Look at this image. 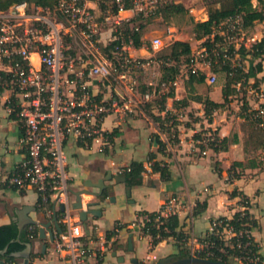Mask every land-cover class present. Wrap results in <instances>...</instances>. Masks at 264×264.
<instances>
[{
  "label": "built area",
  "instance_id": "1",
  "mask_svg": "<svg viewBox=\"0 0 264 264\" xmlns=\"http://www.w3.org/2000/svg\"><path fill=\"white\" fill-rule=\"evenodd\" d=\"M93 2L97 3L98 12L92 6ZM127 3L129 7H126ZM159 3L160 0H56L53 6H41L22 1L0 10V91L9 92L13 98L12 106L20 127L19 141L25 154L10 174L0 176V185L36 192L37 208L45 219L27 226L29 242L38 237L43 223L50 222L53 240H49L47 228H44L46 251L68 264H99L112 239L105 235H86L78 210L72 206L65 152L67 142L74 140L103 152L111 145V131L105 126L107 117H124L141 101L148 102L177 88L183 74L180 70L173 80H160L159 89L155 87L143 92L137 89L138 80L130 76V72L145 69L153 61L160 66L173 64L168 57L155 58L164 47L159 37L143 45L151 52L150 57L131 55L129 49L135 48L132 35L121 30V26L132 18L153 15ZM102 28L109 31L108 43L119 40L110 50L111 55H105L100 49ZM135 29L138 30V26ZM246 31L241 15L223 19L210 35L211 38L219 35L222 41H218L211 51L203 47L196 55L189 56L183 62L185 75L203 72L204 66L210 68L213 60L221 56L231 62L235 59L233 66L239 65L243 59L238 50L242 47L251 50L257 42L254 35L246 36ZM77 38L87 49L85 57L74 53V45L79 43ZM230 47L233 48L231 52ZM93 52L98 54L95 60L89 55ZM243 69L247 71L245 67ZM113 72L117 82H122L132 95L140 96L137 100L120 94L100 96L90 90L89 80L106 84ZM205 75V80L213 83L215 76ZM233 86L236 91L245 89L250 93L255 102L250 110L251 117L264 128V92L250 81L245 87L241 82ZM163 115L165 122H173V111L165 109ZM219 141L214 130L206 129L193 135L190 147L205 155ZM126 171H129L128 166L117 168L118 174ZM181 205L175 196L165 199L152 224L162 217L177 216ZM61 206L63 210H60ZM245 210L244 205L242 214ZM54 212L61 232L52 221ZM146 222L151 223V220L144 216L140 222L142 230ZM120 229L121 224L117 223L114 234ZM242 236L247 239L244 243L240 240ZM211 237H218L223 245L216 247ZM233 238L243 255L230 256L232 260H257L247 250L253 238L251 229L235 231L219 218L213 219L208 230L195 241L190 255L202 254L201 257L212 259L216 251L226 254L224 245Z\"/></svg>",
  "mask_w": 264,
  "mask_h": 264
},
{
  "label": "crops",
  "instance_id": "2",
  "mask_svg": "<svg viewBox=\"0 0 264 264\" xmlns=\"http://www.w3.org/2000/svg\"><path fill=\"white\" fill-rule=\"evenodd\" d=\"M92 6L96 12L99 11L96 2H93ZM247 31L259 41L264 38V21H255ZM108 36L109 31L102 28V46L108 44ZM129 52L139 58H148L151 55L144 46L130 48ZM243 60L247 63L246 70L250 72L249 81H257L264 92V53L259 58L248 54ZM258 62L261 64L259 71L256 70ZM186 77L187 75L183 79ZM183 79H180L177 88L172 90L173 95L166 97L170 102L166 104L165 109L173 111L175 121L171 124L164 122L165 129H160L158 122L150 119L139 105H134L132 112L139 111L141 115H137L138 112H130L121 118L112 115L105 119V126L111 131V145L103 152H98L95 147L80 145L74 140H69L66 144L70 192L84 188L86 179L95 181L101 178L106 170L110 169L113 174H118L117 168L126 167L133 161L142 162L145 168L141 184L129 185V197L126 196L123 184L115 185L114 180L106 182L110 188L105 191V198L95 207L102 210V214L87 220V228L93 235L107 236L113 232L110 236L112 242L103 253L99 264H132L130 259L133 257L142 264H151L171 254L189 252L190 255L191 252L185 249L191 240L195 245V241L208 230L213 219H230L236 212L241 211L244 208V198L246 210L255 221L251 235L259 247V253L264 255V166L252 155L253 152L259 154L263 150L259 144L253 145L250 140L246 143L245 118L231 99L215 109L210 120L204 115L203 105L199 102L188 100L200 108L194 113L195 118L189 113V104H183L182 107L175 105L184 98L185 92H178ZM88 85L94 94L100 96L120 94L126 97L135 96L136 99L140 97L138 94L132 95L126 86L117 88L112 83L101 84L96 79L89 80ZM181 87L184 90V86ZM219 94L220 97L217 96V91L209 92L208 98L222 103V88L219 89ZM12 101L9 92L0 91V176L10 174L16 164L25 158L19 141L20 127ZM156 114L164 118L163 111ZM169 129L173 130L174 138L170 137ZM206 129H213L220 139L227 138L226 149L217 152L209 150L207 154L201 155L190 147L193 135ZM232 133L236 142L229 140ZM157 139L163 142L161 151L158 150ZM155 161L166 167L167 179H162L160 172L152 169L151 164ZM236 161L242 162L243 166H233ZM112 194L116 196V203L109 200ZM83 196L81 195L83 204L96 200L92 197L85 199ZM172 196L182 203L177 215L179 226L176 229L181 238L171 236L153 245L152 236L144 234L140 226L143 213L157 212L162 202ZM71 199L74 202L72 194ZM37 200L38 196L32 189L16 190L0 185V225L14 222L16 210L24 205L33 207L34 210H30L28 215L42 223L45 218L37 208ZM104 221L108 222L109 227L103 230L101 226ZM117 223L121 224V229L114 234ZM129 239L132 241L131 250ZM31 243L29 264H68L47 251L42 254V244L46 243L44 240L37 237ZM119 257H123V260L120 261ZM2 260L6 262L0 256V261ZM21 261L16 259L15 262ZM90 262L93 263L94 259H90ZM235 264L241 263L235 261Z\"/></svg>",
  "mask_w": 264,
  "mask_h": 264
},
{
  "label": "trees",
  "instance_id": "3",
  "mask_svg": "<svg viewBox=\"0 0 264 264\" xmlns=\"http://www.w3.org/2000/svg\"><path fill=\"white\" fill-rule=\"evenodd\" d=\"M27 1L31 2L37 5L41 6H53L56 2V0H0V10H6L9 6H11L14 3ZM253 0H230V5L227 7H219V8H213L211 6L208 7L207 10V19L204 21H198L194 23V32L195 37L198 40H202V45L205 47L208 51H211L212 48L215 46V44L218 41H222V37L219 35H215L213 38L210 37L213 28L221 22L223 19L229 16L234 15H241L243 18V23L245 28L251 27L255 21H263L264 20V0H256L258 4L261 6L256 7L252 5ZM130 4H126V7H129ZM170 9L172 11H180L182 10V7L179 5H171V6H165L164 9ZM140 20V18H132L130 21L124 23L121 26V30L123 33L128 34L130 33L132 35V45L135 48H140L144 44H148V42H144L142 40V30L144 28V24L141 22L137 23ZM138 26V30L135 29V27ZM119 43V40H114L110 43H108L106 46H100V49L102 52L106 53L107 51L111 50L114 45ZM233 50L232 47L229 48V52ZM238 53L240 56H242V59H244V56L250 54L253 58H259L262 57L264 53V38H261L259 41L254 43L251 47V50H245V48H240L238 50ZM191 48L190 45L187 42L176 40L174 41L170 46V51L167 54H163L160 57H168L170 60L173 61V64L166 66L161 65V81H169L173 80L177 74L180 71V66L184 61L188 60V57L191 56ZM184 58V60H183ZM221 61H224L222 64L221 70L225 73V84L222 87V97L223 102L218 103L213 100H211L208 97H203L201 94H195L193 96V100L196 102H199L203 105L204 108V115L210 120L211 114L215 109H218L222 107L227 101L230 100V97L236 92L234 88V84L236 82H241L242 86H247V83L249 81L250 72L244 71L243 67L245 65L243 62H241L237 66H233V63L230 60L224 59L222 56L220 57ZM260 62L256 64V70H260ZM211 70L215 71L216 69L211 67ZM206 78L205 73L203 72H188L187 77L185 79L186 86H189L190 88L194 89L197 85H201L204 83ZM254 86H258L257 81L253 82ZM173 95V91L170 90L166 94L162 95V103H164L166 97H171ZM185 100H187L185 97L179 102L185 103ZM241 109L244 111L243 117H246V109H247V102L244 101ZM165 110V103L162 104L157 111L161 112ZM148 115L156 122L159 123L160 129H164L163 123L166 121L164 118H162L159 114H156L154 112H149ZM249 116L251 114H248ZM247 115V116H248ZM263 136H264V129ZM116 130H114V133ZM264 140V137H263ZM236 142V138L233 140ZM158 144V150H163V142H161L159 139H157ZM227 147V138L220 139L217 146L212 147V151L217 152L220 149H226ZM152 157L150 156L149 159ZM152 169L154 171L160 172V176L162 179H167V169L165 166L160 165L158 162H153ZM233 166L241 167L243 166L242 162H233ZM129 171H126L124 175L126 176L127 183L130 186L133 185H140L142 182V173L145 171V168L143 166L142 162L133 161L128 165ZM106 194L104 193V196ZM243 205L247 206L246 199H243ZM144 216H147L150 218L151 223L146 222L145 226L143 227L144 234H149L152 236V244L156 245L159 241L175 236L176 238L180 239L181 235L177 233L176 229L179 226V221L176 215L168 216V217H162L159 219L158 223L152 224L153 219L156 216V212L151 213H143ZM220 220L227 222L229 225H231L235 231H239L242 229H251L253 226H255V221L252 220L251 215L248 213L247 210L244 211V214H242L241 211L236 212L232 218L228 219L225 217H220ZM110 232L107 237L110 238L112 235ZM18 236V229L15 224V222H11L9 224L0 225V249L7 246L6 253L2 256L8 264H17L16 259L10 256V253L21 251L25 248L26 243L29 241L28 239V230L27 227L21 232L18 239H16ZM212 240L215 242L216 247L223 245V242L218 237H211ZM243 243L247 241L245 236H242L240 239ZM236 239L233 238L231 241L224 245V249L226 251V254H222L216 251L215 256L212 257V259H219L221 261H224L228 264H234L232 262V259L230 256L233 257H242L243 253L242 251L236 247ZM247 250L249 251V254L253 257H257V260L248 261L245 259H241V264H264V255L259 253V247L256 244V242L253 240V238L250 239V244L247 246ZM189 252H182L181 256L188 255ZM202 256V254H201Z\"/></svg>",
  "mask_w": 264,
  "mask_h": 264
},
{
  "label": "rangeland",
  "instance_id": "4",
  "mask_svg": "<svg viewBox=\"0 0 264 264\" xmlns=\"http://www.w3.org/2000/svg\"><path fill=\"white\" fill-rule=\"evenodd\" d=\"M171 5H179L182 7V10L180 11H172L168 8L162 10L165 8V6H171ZM230 5V0H160V3L158 4V7L155 11V13L147 18H142L140 19L137 23L141 22L144 24V28L142 30V39L144 42H149L151 39L155 37H159L163 44L164 47L161 51H159L157 54H155V58H158L162 56L163 54H167L170 51V46L171 44L176 41H184L187 42L190 45L191 48V54L190 55H196L200 50L203 49L202 45V40H198L195 37V32H194V23L198 21H204L207 19V10L208 7L211 6L213 8H219V7H227ZM252 5L259 7L260 5L256 3V1H252ZM99 22L101 20L99 19ZM250 32L246 31V36H249ZM237 37V35H234ZM78 45H74V53L75 54H80L81 56H84V51H87L86 47L83 46L81 43V40L79 38L76 39ZM220 43V42H219ZM103 53V52H102ZM90 57L95 60V57L98 56L97 53H89ZM105 55H111L110 50L105 53ZM184 60V58H183ZM232 62H235V59L232 60ZM243 64L245 65L246 68V61L242 60ZM213 67L216 69L215 71L211 70L212 65L210 68H207L204 66L203 72L206 73L207 75L213 74L215 76V79L213 83H208L207 80L204 81L203 84L197 85L194 87V89L190 88L189 86H186L185 84V68L183 67V63L180 66V70H182V75L180 79H183L182 83L180 84V88L178 90L179 94H186L183 96L187 99L185 100L186 104H189L191 106V111L189 112L191 114V117L195 118L194 113L197 110H200L196 105V103L189 102L188 100L192 99L193 96L197 92H204V94H201L203 97H208L209 92L217 91L218 92V97H220L219 94V89L223 87L225 84V73L221 70L222 63L218 57H216L213 62ZM130 76L132 78H136L138 80V87L137 89L140 91H146V90H152L153 88L159 89V84H160V79H161V66L153 61L148 67L145 69H140V70H134L130 72ZM115 78V73L113 72L112 76L109 77V80L106 81V83H112L113 85H116L118 87H125V85L122 82H117ZM181 85L184 86V90L182 89ZM134 100H137L136 97H133ZM222 99V98H221ZM231 101L234 102L235 105H237L238 109L241 111V114H244V111L241 109V106L244 101L247 102V109L245 114H251V109L252 106L255 105V102L250 95L248 91L245 89H242L241 91H236L231 97ZM193 100V99H192ZM170 102L165 99L164 103L165 106L166 104ZM162 103V95H159L155 98H153L150 101H141L138 105L143 109V112L145 114H148L149 112H154V113H159L157 109L164 104ZM178 107H182L183 102H179L177 104ZM230 108V106L228 105ZM136 110L138 108H135ZM141 115L139 111L132 112V114ZM244 117L246 121V128H245V141L246 143L251 141L253 145H258L259 147L261 146L262 150L261 153H256L253 152V156L257 157V160H260V164L264 166V140H263V131L262 127H260L257 122L251 117V115ZM149 116V115H148ZM151 119V117L149 116ZM175 121V116L173 117V122ZM166 127H164L165 129ZM213 130V129H212ZM201 132V130H199ZM203 131V130H202ZM170 133V137L174 138L173 135V130H168ZM234 135L233 133L230 135L229 140L233 141L234 140ZM228 140V141H229ZM249 145V144H248ZM258 157H263V159H260ZM83 197H92L89 194H83ZM114 197L113 203H116V196L114 194L111 195ZM110 196V197H111ZM109 197V200H110ZM112 201V200H111ZM104 224L101 226L102 229H106L109 227L108 222H103ZM264 224V223H263ZM194 242L187 245V248L185 249L186 251H194ZM235 264V261H233Z\"/></svg>",
  "mask_w": 264,
  "mask_h": 264
},
{
  "label": "water",
  "instance_id": "5",
  "mask_svg": "<svg viewBox=\"0 0 264 264\" xmlns=\"http://www.w3.org/2000/svg\"><path fill=\"white\" fill-rule=\"evenodd\" d=\"M114 180L115 185L123 184L125 187V193L126 196H130V186L127 183L126 176L121 174H113L112 171L106 170L104 176L101 178L96 179L95 181L91 179H86L84 181V188L71 191V194L74 196V202L72 204L73 208L78 210L79 217L82 221V226L86 234L89 233V230L87 228V220L89 217H97L102 214V210L95 208L99 205L101 200H103L105 191L110 188L109 184H106L108 181ZM83 194H89L92 196V198H95L96 200H90L87 201L85 204H83L81 195ZM110 200H115L114 197H110ZM30 210H34L33 207L24 205L22 208L16 210V218H14V222L18 229V236L16 239L19 238L21 232L31 224H37L36 220L32 219L28 213ZM60 210H63V206H61ZM52 221L58 230V232H61V226L58 223L56 212L53 213ZM43 228L39 229L38 238L43 240L46 238L45 229L47 228L48 231V238L50 241L53 240V233L50 227V222L43 223ZM46 243L42 244L41 247V253L44 254L46 252ZM31 249H32V243L27 242L25 245V248L21 251L12 252L10 253V256L15 259H21L22 261L17 264H29L30 257H31ZM129 249H132V241L129 239ZM7 246L0 249V256H3L6 253ZM115 255V252H114ZM119 260L122 261L123 257H119ZM130 262L132 264H142L140 261L133 257L130 259ZM0 264H7L5 261H0ZM151 264H228L221 260H215L210 258H205L201 256H193V255H185L181 256V254H171L168 256H165L163 258H160L159 260L151 263Z\"/></svg>",
  "mask_w": 264,
  "mask_h": 264
},
{
  "label": "bare ground",
  "instance_id": "6",
  "mask_svg": "<svg viewBox=\"0 0 264 264\" xmlns=\"http://www.w3.org/2000/svg\"><path fill=\"white\" fill-rule=\"evenodd\" d=\"M88 197H85V199H87Z\"/></svg>",
  "mask_w": 264,
  "mask_h": 264
}]
</instances>
